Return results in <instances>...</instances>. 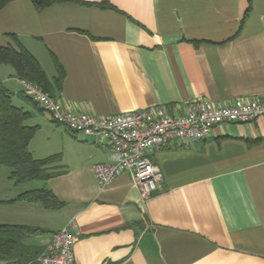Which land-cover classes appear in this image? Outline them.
<instances>
[{
	"label": "crops",
	"instance_id": "1",
	"mask_svg": "<svg viewBox=\"0 0 264 264\" xmlns=\"http://www.w3.org/2000/svg\"><path fill=\"white\" fill-rule=\"evenodd\" d=\"M81 1L91 5L37 12L16 0L0 10L1 47L17 49L14 36L52 82L55 61L63 68L52 92L62 107L111 116L161 105L173 114L197 97L264 100V0ZM0 83L37 127L32 157L54 158L53 177L21 185L0 168V225L43 231L27 244L44 248L74 220L71 264H264V117L149 154L162 180L143 199L128 174L99 186L92 166L109 153L52 121L10 66L0 65ZM41 188L64 207L14 201Z\"/></svg>",
	"mask_w": 264,
	"mask_h": 264
},
{
	"label": "built area",
	"instance_id": "2",
	"mask_svg": "<svg viewBox=\"0 0 264 264\" xmlns=\"http://www.w3.org/2000/svg\"><path fill=\"white\" fill-rule=\"evenodd\" d=\"M24 94L52 121L73 133L92 135L110 161L92 166L94 176L105 187L119 175L128 174L143 199L160 190L162 175L149 154L160 149L187 146L211 137L222 124H248L264 117V100L236 98L216 104L203 97L184 102L182 108L167 113L161 105L111 116H96L62 107L39 86L20 80ZM74 220L54 233L37 257L38 264H71L74 258Z\"/></svg>",
	"mask_w": 264,
	"mask_h": 264
},
{
	"label": "trees",
	"instance_id": "3",
	"mask_svg": "<svg viewBox=\"0 0 264 264\" xmlns=\"http://www.w3.org/2000/svg\"><path fill=\"white\" fill-rule=\"evenodd\" d=\"M13 1L16 0H0V10ZM29 1L37 12L55 4L91 5L81 0ZM97 6L106 8L110 5L103 2ZM11 37L15 40L17 49L0 46V65L10 66L18 79L39 86L52 97L53 89L61 87L63 68L54 60L57 75L52 82L34 56L19 44L14 36ZM29 118L28 112L13 105L10 92L0 83V167L10 169L9 179L14 185L47 180L54 175L49 171V165L54 162L53 157L36 160L29 151V143L37 131L36 126L27 125ZM14 201L39 203L46 210H59L65 205L45 188L25 191ZM42 233L39 228L25 225H0V264H38L36 259L43 248L27 244L26 240Z\"/></svg>",
	"mask_w": 264,
	"mask_h": 264
},
{
	"label": "rangeland",
	"instance_id": "4",
	"mask_svg": "<svg viewBox=\"0 0 264 264\" xmlns=\"http://www.w3.org/2000/svg\"><path fill=\"white\" fill-rule=\"evenodd\" d=\"M0 168H2L3 170H5V169H6V170H7V169L9 170V168H7V167H0Z\"/></svg>",
	"mask_w": 264,
	"mask_h": 264
}]
</instances>
